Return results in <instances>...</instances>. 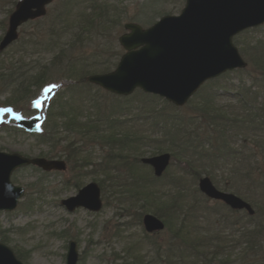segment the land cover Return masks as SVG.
Returning a JSON list of instances; mask_svg holds the SVG:
<instances>
[{"label":"rangeland","instance_id":"obj_1","mask_svg":"<svg viewBox=\"0 0 264 264\" xmlns=\"http://www.w3.org/2000/svg\"><path fill=\"white\" fill-rule=\"evenodd\" d=\"M62 1L54 0L47 7L45 15L39 17L38 20L22 25L19 29L18 41L0 51V66L3 67L4 71L9 69L24 71L35 64L51 62L53 57L51 52L41 54L44 52L42 49L39 50L40 53L34 52L33 49L37 47L35 42L45 35L47 24L56 10L59 9ZM15 2L16 0H0V41L7 31L9 16L15 8ZM82 3L86 11H89L87 8L90 5H98L105 9L104 11L109 17L110 15L113 17L112 22L105 25L106 29L105 26L96 28L100 24L97 23L96 25L95 23L92 39L86 41L82 46H77L72 51L79 54L78 57H86L85 61L88 68L104 72L107 69H114L119 63L121 55L125 52L119 41V37L126 31L125 22L131 18H141L149 22L151 16L158 19L165 12L178 13L185 6L186 0H82ZM118 14L120 15L118 16ZM98 20L101 21V19H97V22ZM32 37L35 38L30 39ZM234 42L247 62V66L226 71L217 77L210 78L194 94L195 96L191 97L183 106H177L164 97L146 93L140 88L134 92L138 96L137 99L133 98L134 94L129 96L130 99H127L124 96L111 95L96 85L88 86L86 83L82 84L83 88L90 89L91 93L99 96L96 105L92 99L80 101L78 97L69 98L68 96H65V102L68 103L66 109L69 106L70 109L73 107L83 109L80 119L87 121H94L99 117L104 118L107 114L115 118L118 117V111L124 109L129 111L131 108L134 113L149 115L151 119L146 121L144 125H142V121L131 120L128 122V125L134 126L135 129L137 127V129H148L153 136L158 138L159 142L155 143L156 148H147L143 156L171 152L173 155L172 163L163 175V182L173 190L172 193H175L177 197L180 195L177 193L179 190L185 186L188 187L190 190L187 194L189 196L188 205L198 200L208 201L207 205L214 210V213L209 216L211 234L216 233L217 229L221 228L222 221H234L236 223V227H232L235 232L234 235L230 237L227 232L225 233L228 241L235 244L236 240L241 237L237 230L243 229V224L248 220L246 216L248 213L241 210L236 211L225 219L223 214L226 215L227 211L224 210L223 204H226L206 196L199 188L200 177L208 175L221 190L230 191L225 188L232 187L230 192L236 193L240 190L244 194L246 190L252 193L251 190L254 188L245 172L249 167L253 151L254 154L258 155V163L264 170V124H261L264 120V70L255 61L260 55H264L263 47L256 48L260 42H264V24L247 33L243 32L237 35ZM71 83L73 82L61 73L55 72L53 79L49 80L44 88L33 87L25 102H21L19 106L10 107L5 103L10 96L9 87H6L4 82H0V129L4 125H11L18 127L19 130L17 134L0 131V151L18 152L30 157H37L42 153L46 154L49 151V146L37 143L34 133L43 132L42 120L46 116L54 93ZM254 101L256 104L252 108L249 104ZM100 103L102 108L100 110L102 111L99 113L97 106ZM206 103H210V106L213 107L211 108L212 114L215 109H220L226 112L223 113L227 117H238V119L232 120L233 122L228 121L229 127L228 124H225L227 117L218 119L215 115L210 117L211 113L203 112L202 107ZM22 107L25 109L23 110ZM173 113L183 117L187 122L186 125L196 129L200 134L199 137L194 138V146L187 150L188 154L185 157L174 156L175 152L171 148V139L167 136V134L171 135L174 121L165 119L166 116ZM256 113H258V117L255 116ZM152 118H155L158 124L151 122ZM94 123L101 126L98 121H94ZM214 125L223 129V134L214 135L220 137L215 138L216 141L212 137L213 135H210ZM224 126L229 127L228 131L223 128ZM136 131L140 133L139 130ZM228 132L230 137L233 136L232 139L227 137ZM206 139H210L208 146L203 143ZM227 140H232V142L226 143V146L230 144V148L225 145L223 149L220 147L221 152L226 153L225 155L221 152H217L219 155L212 153L211 144H225ZM61 145L63 144L61 143ZM60 147H57L56 152ZM88 149L93 151L95 164L84 168L86 174L83 185L92 181L100 184L106 175L102 172V165L96 166V164L101 162L104 151L98 144L94 147L90 146ZM156 149H162V151L157 153ZM207 149L209 150L207 151ZM233 152L236 154L232 157ZM60 159L65 160V158ZM231 159L234 164L227 166ZM239 159L242 163L235 165V161ZM72 163L75 164L72 165ZM79 165V162L67 161V167L62 171L37 170L33 166L16 171L12 180L16 185L24 187L26 194L20 200L16 210L0 211V241L10 246L16 254H21L24 258L22 260L26 264H66L70 240H75L78 243L80 252L78 264H119L121 260H118L117 257H128L127 252L130 251L128 250L130 245L132 252L145 254L149 250L145 248V240H148L146 234L163 244L167 242L171 236L168 230L148 233L143 225L145 213H154L152 209L155 208V202L149 199L147 203V200H140L139 204L137 202L134 204L133 200H129L139 190H142L144 195L148 191H157L158 185L147 187L146 190L149 189L148 191L138 187L128 191V194L121 197L126 202H122L113 189L108 190L107 193L106 189L104 191L102 188L103 207L101 210L94 212L85 208H77L74 211H68L62 205V201L78 193L77 188L70 186V180L72 173H75V170L76 173L79 171ZM141 165L143 166L138 169L140 174L150 173L156 176L151 166L144 163ZM112 167L110 169L112 175L120 178L107 179L106 184L109 185L111 183L114 185L117 179H123V175L119 176L117 173L119 168L117 166ZM195 172L200 173L197 178ZM257 173L260 175L259 169H257ZM100 186L103 187L101 184ZM258 199L262 205L264 201L259 195ZM144 202L147 206L143 209L141 205H144ZM141 211L144 213L142 220L139 221L138 217L142 214ZM206 227L209 225L207 224ZM1 235L6 236L5 241L2 240ZM239 251L240 249L236 250L235 253H239ZM153 259L152 252L147 260Z\"/></svg>","mask_w":264,"mask_h":264},{"label":"trees","instance_id":"obj_2","mask_svg":"<svg viewBox=\"0 0 264 264\" xmlns=\"http://www.w3.org/2000/svg\"><path fill=\"white\" fill-rule=\"evenodd\" d=\"M82 4V0H63L59 9L56 10V13L47 24L45 35L42 39L35 42L37 47L33 49L34 52L40 53L39 50L41 49L44 51L41 54L51 52L53 55L51 62L35 64L30 69L24 71H16L13 69L4 71L3 67L0 66V82H4L10 90V96L5 101L9 106H19L21 102H25L32 92L33 87L38 89L44 88L46 83L53 79L55 72L61 73V75L73 82L55 92L54 97L49 103L46 117L42 124L43 132L34 133L37 143L49 146V151L46 154H40V156H46L48 158L59 157L65 158L68 162H79V171L76 173L75 170L70 180V186L79 189L84 184V175L86 174L84 168L95 164L93 151L88 149V147H94L98 144L102 151H104L101 162L98 165L96 164V166L102 165V172L106 175L100 183L104 191L106 189L108 193V190L113 189L117 193L118 198H121L123 195L128 194V191L137 189V187L144 188V191H148L149 189L146 190L147 187L159 186L157 191H148L145 195L142 190H139L129 200H133L134 204H136L135 202L139 204L140 200H147V203L149 199L155 202V208L151 209L165 221V230H168L171 234L166 242L167 244L165 243V245L155 238H150L146 234L148 240H145V248L149 250L145 254H136L132 252L130 245L128 246V250H130L127 252L129 254L128 257H117L118 260H121L119 264H264V202L262 205L258 202V195L264 201V170L259 165L258 155L256 153L254 154V151L245 174L249 177V181L255 190H251L252 193L245 190L244 194L243 191L239 190V192L236 191V194L251 202L256 209V213L252 216L249 214L246 215L248 220L243 224V229L239 228L240 230H237L241 237L234 244L233 242L230 243L227 239V234L231 237L235 233L232 228L236 227L234 221H222L221 228L217 229L216 233L211 234L209 216L214 213V210L207 205L208 201L198 200L188 205L189 196L187 194L190 191L188 187L183 186L184 188L177 192L180 194L177 197L175 193H172L173 190L163 182L164 176L156 177L150 173H139L138 169L143 166L141 165V157L144 155L145 150L147 148H156L155 143L159 141L157 136H153L148 129H137L138 127L135 129L134 126L128 125V122L131 120H135L136 122L142 121V125H144L146 121L151 119L149 115L134 113L132 108L129 111L124 109L117 112L118 117L112 118L107 114L104 118L99 117L94 119V121H98L101 124V126H97L92 120L80 119L83 109H78V107L70 109V106L66 109L68 103L65 102V96L69 98L78 97L80 101L92 99L96 102L94 105L98 103L97 98L99 96L91 93L90 89L83 88L82 84L86 83L88 86H93L85 77L88 74L99 71L88 68L87 62L85 61L86 57H78L79 54H75L72 51L77 46H82L86 41L92 39V30L95 23L96 25L97 23L100 24L96 26V28H99V26L104 27L110 24L113 20V17L111 15L109 17L104 11L105 9L100 8L98 5L89 4L90 7L87 8L89 11H86V8ZM97 19H101V21L99 22L98 20L97 22ZM104 28L106 29V26ZM249 31L251 30L247 32ZM102 33L105 34V32ZM34 38L32 37L30 39ZM258 47L264 48V42H260L256 48ZM255 61L264 70V55H260ZM130 98L127 97V99ZM133 98L137 99V94ZM255 104L256 101L249 105L253 108ZM97 108L100 113L102 111L100 110L101 103ZM211 108L213 107L210 106V103H206L202 107L205 113H211ZM22 109L24 110L25 108L22 107ZM223 112L225 111L215 109V112L213 114L211 113L210 117L215 115L218 119L221 117L226 118V112ZM255 116L258 117V113ZM166 117L165 120L174 121L173 130L170 132L171 135L167 134L172 142L171 148L175 152L174 156H187V150L194 146V138L200 136L199 131L186 125V120L176 113ZM257 117H255V120H257ZM152 119L151 122L158 124L155 118ZM237 119L238 117L230 118L228 116L225 124H228L230 127L228 121L233 122ZM261 124H264V120ZM229 127L224 126L223 128L228 131L227 129ZM213 128L210 135H213L214 140L215 138H220L214 135L223 134V129L217 125H214ZM136 130H139L140 133ZM0 131L17 134L19 130L18 127L4 125ZM101 131L105 133H101ZM227 137H230L229 132ZM232 137L230 138L232 139ZM228 141L232 142V140H227L225 144H211L213 149H211L212 153L221 152V149L226 146ZM208 142H210V139H206L203 143L208 146ZM59 146L61 147L56 152ZM229 146L230 144L226 147ZM156 151L159 153L162 149H156ZM235 154L233 152L232 157ZM241 163L242 161L240 159L235 161V165H240ZM233 164L234 162L231 159L227 163V166ZM112 166L119 168L117 173H119V176L123 175V179H117L114 185L112 183L109 185L106 184L107 179L120 178L112 175L110 172V169L113 168ZM36 169L41 170L39 168ZM257 169L261 172L260 175L257 173ZM199 174V172H195L196 178ZM252 174L254 175L252 176ZM225 189L232 191V187H226ZM120 200L126 202L124 198ZM145 206L147 205L144 202L141 208L144 209ZM223 208L227 211L226 215L223 214L225 219L236 212L224 204ZM141 212L142 214L138 217L139 221L142 220L144 211ZM207 224L209 227H206ZM1 236L2 240L5 241L6 236ZM238 249H240L239 253H235ZM152 252L154 259L147 260V257ZM17 255L24 260L21 254L18 253Z\"/></svg>","mask_w":264,"mask_h":264},{"label":"water","instance_id":"obj_3","mask_svg":"<svg viewBox=\"0 0 264 264\" xmlns=\"http://www.w3.org/2000/svg\"><path fill=\"white\" fill-rule=\"evenodd\" d=\"M53 0H19L9 18L8 30L0 42L4 50L19 37L18 29L25 22L46 14ZM264 23V0H187L178 16H164L149 28L127 23L130 30L120 36L126 52L115 70L92 74L88 80L120 95L132 94L138 87L145 92L165 97L178 106L184 105L208 79L227 70L246 67L247 62L233 42L243 30ZM157 176H162L171 162L170 153L142 158ZM27 165L44 170H64V160L27 157L18 152L0 151V211H12L25 195V188L12 181L13 173ZM203 193L221 200L233 209L255 213L253 206L240 196L218 189L209 176L199 180ZM69 210L84 207L99 211L103 206L101 187L90 182L75 196L62 201ZM148 232L165 228V223L151 213L144 216ZM79 261L78 243L68 244L66 264ZM0 264H25L15 251L0 242Z\"/></svg>","mask_w":264,"mask_h":264},{"label":"flooded vegetation","instance_id":"obj_4","mask_svg":"<svg viewBox=\"0 0 264 264\" xmlns=\"http://www.w3.org/2000/svg\"><path fill=\"white\" fill-rule=\"evenodd\" d=\"M161 3H162V2H161ZM161 3H160V4H161ZM181 11H182V10H181ZM178 13H180V12H178ZM178 13H175V12H172V13H170V12H169V13H166V12H165L164 14H162L161 16H159V18H161L162 16H165V15H168V14L173 15V14H178ZM149 18L151 19V21H149V22H148V21L146 22V20H143V19H141V18H140V19H135V18L132 19V18H131L129 21L125 22L124 27H125L126 23H128V22H136V23L141 24L143 27H149V26H151L152 24H154V23L159 19V18H158V19H155V18L152 17V16L149 17ZM147 19H148V18H147Z\"/></svg>","mask_w":264,"mask_h":264},{"label":"snow or ice","instance_id":"obj_5","mask_svg":"<svg viewBox=\"0 0 264 264\" xmlns=\"http://www.w3.org/2000/svg\"><path fill=\"white\" fill-rule=\"evenodd\" d=\"M8 111H11V110H8Z\"/></svg>","mask_w":264,"mask_h":264}]
</instances>
